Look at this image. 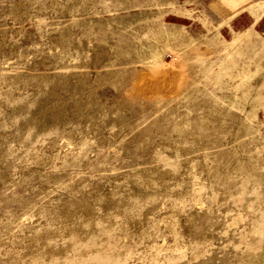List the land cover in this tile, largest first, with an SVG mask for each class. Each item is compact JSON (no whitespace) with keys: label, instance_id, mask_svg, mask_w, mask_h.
<instances>
[{"label":"rangeland","instance_id":"374dc122","mask_svg":"<svg viewBox=\"0 0 264 264\" xmlns=\"http://www.w3.org/2000/svg\"><path fill=\"white\" fill-rule=\"evenodd\" d=\"M209 0H0V264H264V35Z\"/></svg>","mask_w":264,"mask_h":264},{"label":"crops","instance_id":"0c3cea01","mask_svg":"<svg viewBox=\"0 0 264 264\" xmlns=\"http://www.w3.org/2000/svg\"><path fill=\"white\" fill-rule=\"evenodd\" d=\"M208 7L222 17L227 36L255 32L264 35V0H209Z\"/></svg>","mask_w":264,"mask_h":264}]
</instances>
